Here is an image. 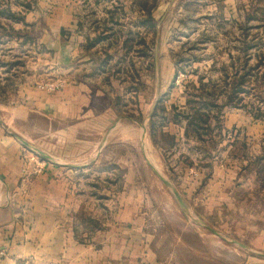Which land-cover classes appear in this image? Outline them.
Listing matches in <instances>:
<instances>
[{"label":"crops","instance_id":"obj_1","mask_svg":"<svg viewBox=\"0 0 264 264\" xmlns=\"http://www.w3.org/2000/svg\"><path fill=\"white\" fill-rule=\"evenodd\" d=\"M22 3L9 5L25 16L27 28L39 32L36 42L46 48L50 64L62 66L65 84L45 93L25 82L14 101L0 99V251L6 253L0 264H264L241 258L230 246L264 256V154L258 151L248 160L227 155L240 136L225 129L217 147L209 150L203 144L207 151H198L201 144L186 140L184 127L178 130V118L157 126L160 100H135L136 115L126 114L129 102L120 105L115 59L125 54L129 38L145 43L133 44L126 56L132 62L149 58L151 34L161 35L156 17L161 6L153 13L152 32L137 0H39L28 10ZM18 25L24 27L14 23ZM137 84L130 83L132 95H137ZM39 115L50 123L41 131ZM229 115L228 128L245 119ZM53 122L62 125L54 127ZM125 123L140 130L135 133ZM161 135L172 137V145L164 144ZM167 150L181 156V170L199 166L205 172L195 181L191 176L192 182L178 190L190 216L180 207L178 254L169 258L160 253L152 231L153 221L163 222V211L153 207L156 201L147 189L151 170L163 166L160 155ZM124 151H130V161L119 159ZM32 155L45 160L38 174L29 172ZM141 169L146 180L136 178ZM194 222L222 242H214Z\"/></svg>","mask_w":264,"mask_h":264},{"label":"rangeland","instance_id":"obj_2","mask_svg":"<svg viewBox=\"0 0 264 264\" xmlns=\"http://www.w3.org/2000/svg\"><path fill=\"white\" fill-rule=\"evenodd\" d=\"M21 1L37 6L39 0H0V6H10V3ZM148 2L151 6L152 0ZM136 6H142V1L137 0ZM157 6H161V9L156 11V17L161 19V35L158 38L151 34L149 58H145V62L141 59L138 62L139 59L135 58L134 63L133 59L127 56L118 68H113L120 73L115 82L120 105L129 102V107L125 109L126 114L138 113L133 107L135 100L144 98L151 104L160 100L161 103L155 113H158L155 119L157 126L160 127L162 123L167 122V119L175 121L178 118V130L184 127L186 140H192L194 145L197 144L196 142L201 144L197 147L198 151L213 150L214 146L217 147L219 134L225 129L232 136L234 134L240 136L239 139L233 140L227 155L248 160L258 155V151L264 154V119L256 115L261 107L264 112V0H158ZM23 11L25 10L22 8ZM24 32L25 36L29 37L27 41L23 36H5V41L0 43V57L5 64L3 69H0L4 78L0 81V99L7 103L15 100L22 83L31 82L32 86L41 92L53 93L58 90L48 92L41 86L64 80L62 66L50 64L51 60L50 56L47 58L46 48L36 42L40 38L36 28H28ZM138 40L135 38L133 43H137ZM115 48H111L112 52H115ZM145 51H147L146 47ZM123 57L124 55H119L115 60ZM13 62H17L16 65H8ZM133 63L134 66L131 65ZM137 78L139 80H135ZM132 80L138 81L134 89L137 90V95L128 92L131 90ZM241 80H243L242 85ZM142 84L145 85L143 92ZM236 86L244 90L239 94L241 99L230 101L228 96ZM61 89L60 87L59 90ZM207 92H217L218 95L215 94L217 99L212 100L210 104L216 103L222 107L211 106L209 119L211 131L205 133L204 139L200 140L196 139L192 128L189 130V135L187 134L188 120L184 115L194 114V107L198 106L194 98L200 93ZM223 94H227V97H223ZM173 101L175 103H171ZM165 107H170V111H166ZM227 113L231 114L229 116L232 120L239 114L245 119L241 118L242 123L239 127L228 128ZM52 124L54 127L62 125L57 122ZM47 125L50 123L39 115L37 119L39 131L44 130ZM123 126L135 130V133L140 130V127L130 126L128 123ZM23 128L24 131L29 130L24 124ZM161 137L164 144L172 145V137L164 135ZM186 140L184 144L188 143ZM213 140L215 143L212 142ZM203 144L207 149L202 147ZM131 156L130 151L129 154L124 151L119 154V159L130 161ZM186 156V159H181L189 163L190 156L188 154ZM179 157L181 156L174 155L171 150L163 152V155H160L163 166H156V172L151 170L150 184L149 187L147 186L156 201L152 204L153 207L163 211L161 213L163 222L153 221L152 231L156 235L158 245L162 247L160 253L168 258L178 254L174 248L177 244L176 236L179 228L178 211H181V208L173 190L159 175L170 181L177 190L181 189L183 184L186 185L191 176L192 181H195L202 174L205 175L199 166L196 167L197 171L196 169L181 170L177 165L180 162ZM138 158V154H135L136 162H139ZM251 163L253 166V161ZM135 175L136 178L137 176L140 179L147 178L146 172L144 173L142 169L136 170ZM199 223L194 222L209 234L214 242H222L219 235ZM190 237L187 235V239L191 241L192 237ZM230 246L241 253V258L256 263L263 260L261 263H264V256L256 257L236 245ZM183 254L187 255L186 252Z\"/></svg>","mask_w":264,"mask_h":264},{"label":"trees","instance_id":"obj_3","mask_svg":"<svg viewBox=\"0 0 264 264\" xmlns=\"http://www.w3.org/2000/svg\"><path fill=\"white\" fill-rule=\"evenodd\" d=\"M142 1V6L145 7V13H146V17H145V26L148 25L149 30L151 31H155L156 28V21L154 19L153 16V11L157 8V1L158 0H152V4L151 6H149V2L150 0H141ZM24 9L28 10L31 8V4L29 2H23L22 3ZM2 19H4L5 21H7L6 23L2 21ZM14 23H22L23 24V29H18L14 26ZM28 24L25 21V16L20 14V13H16L13 12L12 9L10 8V6H5L2 7L0 6V43L2 42V39H4L5 36H11V37H18V36H23V38L25 39V41H27L29 39V37H26L25 35V29H28ZM31 35V34H30ZM26 37V38H25ZM33 38V37H32ZM30 38V40L32 39ZM135 38H133L132 40H134ZM145 43L142 40H138L137 44H142ZM133 42H131V38H129L124 42L123 46L126 48V52L124 54V57L119 59V65L121 64V62L125 61L127 58V51L130 50L133 47ZM17 62H13V63H9V66L12 65H16ZM0 65H5L1 60H0ZM132 66H134V64H131ZM120 69V68H119ZM119 71V70H118ZM1 74H0V81H1ZM243 80H241L240 84L242 85ZM242 90V88L236 86L232 92L229 94L228 98L229 100H240L241 97H239V94ZM225 93V92H224ZM227 93V92H226ZM218 93L216 92H212V93H200L198 96H196V98H194L195 103L198 105L195 108V113L194 114H186L184 115V117L188 120V128L186 129L187 134L189 135V130L190 128H192L193 132L195 133L197 139H204V135H206L205 133H208L209 131H211L210 126H209V119H210V110L212 109L211 106L213 108L215 107H222V105L219 104H210V102L214 99H217V95H215ZM226 95V96H225ZM223 97H227V94H223ZM197 99V100H196ZM216 101V100H215ZM261 110H259V113L256 114L257 117L259 118H263L264 119V112L262 110V107L260 108ZM151 133H152V138L154 135V130H155V123L152 122L151 123ZM262 171H264V165L262 166Z\"/></svg>","mask_w":264,"mask_h":264},{"label":"built area","instance_id":"obj_4","mask_svg":"<svg viewBox=\"0 0 264 264\" xmlns=\"http://www.w3.org/2000/svg\"><path fill=\"white\" fill-rule=\"evenodd\" d=\"M64 83V80H62L59 82H54L52 84L43 85L41 86V88L48 92L56 91L59 90L60 87L62 88L64 86ZM29 163L34 164V166L29 170V172L32 174H38L43 169L45 160L37 157L36 155H32L31 158H29ZM5 255L6 253L4 251H0V257H4Z\"/></svg>","mask_w":264,"mask_h":264},{"label":"water","instance_id":"obj_5","mask_svg":"<svg viewBox=\"0 0 264 264\" xmlns=\"http://www.w3.org/2000/svg\"><path fill=\"white\" fill-rule=\"evenodd\" d=\"M160 178L162 179V181L169 187L173 190L178 202H179V205L180 207L183 209V211L188 215L189 213V210H188V207L186 205V202L184 200V198L182 197L181 193L176 189L174 188V186L172 185V183L170 181H168L167 179H165L163 176L159 175Z\"/></svg>","mask_w":264,"mask_h":264}]
</instances>
